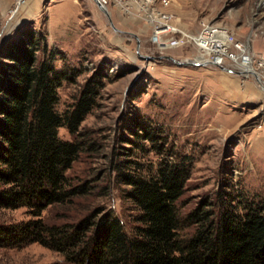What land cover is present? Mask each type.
<instances>
[{
	"label": "rangeland",
	"instance_id": "374dc122",
	"mask_svg": "<svg viewBox=\"0 0 264 264\" xmlns=\"http://www.w3.org/2000/svg\"><path fill=\"white\" fill-rule=\"evenodd\" d=\"M27 6L28 0L19 6L0 0V48L26 28L43 35L47 48L39 62L64 76L56 105L62 116L95 85L79 132L58 130L60 140L83 145L67 177L73 187L89 190L72 204L46 208L39 218L28 208H0L1 232L40 219L71 229L108 215L134 236L140 212L119 176L137 171L155 177L163 162L187 175L177 203L183 237L192 230L187 217L203 204L216 216L264 205V75L257 71L245 79L230 64L205 66L194 40L206 22L226 28L264 59V0H114L110 17L94 0ZM163 16L176 31L156 43ZM0 264L70 263L50 246L29 242L0 246Z\"/></svg>",
	"mask_w": 264,
	"mask_h": 264
},
{
	"label": "trees",
	"instance_id": "16d2710c",
	"mask_svg": "<svg viewBox=\"0 0 264 264\" xmlns=\"http://www.w3.org/2000/svg\"><path fill=\"white\" fill-rule=\"evenodd\" d=\"M45 42L31 27L0 48V208H28L37 218L48 207L88 194L87 186L73 187L67 177L83 145L60 140L58 130L77 134L96 94L90 84L73 112L56 111L64 76L39 62ZM119 177L132 189L128 199L140 212L134 236L108 215L71 229L40 219L0 231V246L38 242L70 264H264V205L216 216L203 204L187 217L192 230L183 237L177 203L185 171L163 162L155 177L137 171Z\"/></svg>",
	"mask_w": 264,
	"mask_h": 264
},
{
	"label": "built area",
	"instance_id": "2783aa9c",
	"mask_svg": "<svg viewBox=\"0 0 264 264\" xmlns=\"http://www.w3.org/2000/svg\"><path fill=\"white\" fill-rule=\"evenodd\" d=\"M17 5L24 3L25 0H16ZM114 0H99L101 5L109 11V7ZM117 1V0H116ZM110 13V11H109ZM170 17H162V21L155 27L153 40L157 43L160 41V37L163 34L176 31L175 28L171 27L169 22ZM203 30L196 38H194L196 45L199 50L203 53L205 62L204 65H211L214 67L224 68L227 64L232 65L237 74L243 78H250L253 73L261 71L264 75V59L258 60L255 56L247 49V47L236 40L233 34L226 28H217L209 25L206 22L202 23ZM225 30V32L223 31ZM161 34H157V33ZM224 33L226 39H220L217 36L219 33ZM206 51L207 53L203 52ZM260 81L263 83L264 91V80Z\"/></svg>",
	"mask_w": 264,
	"mask_h": 264
},
{
	"label": "water",
	"instance_id": "95a60500",
	"mask_svg": "<svg viewBox=\"0 0 264 264\" xmlns=\"http://www.w3.org/2000/svg\"><path fill=\"white\" fill-rule=\"evenodd\" d=\"M94 2L96 3V5L98 6V8L107 16V17H110V13H109V11L105 8V7H103L102 5H101V3L99 2V0H94ZM193 65H195L196 63H192ZM204 65V64H203ZM206 66V65H205ZM253 75H256V73H253Z\"/></svg>",
	"mask_w": 264,
	"mask_h": 264
},
{
	"label": "crops",
	"instance_id": "0c3cea01",
	"mask_svg": "<svg viewBox=\"0 0 264 264\" xmlns=\"http://www.w3.org/2000/svg\"><path fill=\"white\" fill-rule=\"evenodd\" d=\"M35 0H28V6L27 8H31L33 6V3H34Z\"/></svg>",
	"mask_w": 264,
	"mask_h": 264
},
{
	"label": "bare ground",
	"instance_id": "6f19581e",
	"mask_svg": "<svg viewBox=\"0 0 264 264\" xmlns=\"http://www.w3.org/2000/svg\"><path fill=\"white\" fill-rule=\"evenodd\" d=\"M24 5V4H23ZM224 31V30H223ZM225 32V31H224ZM219 33V32H218ZM157 34H160V32L159 33H157ZM223 33H219L218 35H222ZM217 35V36H218ZM226 36V35H225ZM223 40V39H222ZM235 86V85H234Z\"/></svg>",
	"mask_w": 264,
	"mask_h": 264
}]
</instances>
